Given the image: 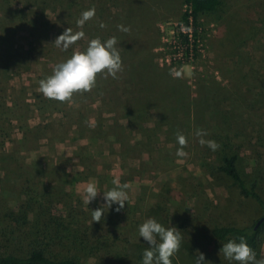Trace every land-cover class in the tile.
I'll return each mask as SVG.
<instances>
[{"label":"rangeland","instance_id":"obj_1","mask_svg":"<svg viewBox=\"0 0 264 264\" xmlns=\"http://www.w3.org/2000/svg\"><path fill=\"white\" fill-rule=\"evenodd\" d=\"M230 1L229 14L222 21L214 14L202 16L204 30L199 54L192 58L183 55L172 62L168 61L172 51L167 43L176 36L173 26L184 11V0H72L70 5L61 6L52 0H7L0 5V17L10 21L6 29H1L7 39L0 48L10 45L28 52L13 58L5 72L0 67L1 195L17 207L20 204L17 191L22 184L42 194L48 193L52 186L66 193L51 206L47 194L33 197L34 201L26 205L32 231L39 227L42 209L67 220L71 219L73 209V220L86 229L90 241L88 247L77 252L82 264H141L142 252L148 245L138 237V225L154 217L162 224L177 227L181 233V245L172 264H194L198 248L192 251L193 244L185 241L194 231L197 234L193 238H199L201 230L213 223L243 225L238 219L241 212L251 215L250 224L261 215L251 199L239 194L231 179L206 169L204 160L199 158L203 145L195 133L197 129L212 131L216 123L211 118L205 116V120L196 122L195 129L180 122L173 130L158 120L162 117L158 108L150 106L144 116L149 125L124 130L115 124L125 123L124 113L112 106L108 93H99L104 87L99 83L101 73L96 74L89 91H75L71 98L46 104L45 109H42L45 96L39 90V81L50 75L58 62L75 50L83 51L89 39L106 40L114 28L118 30L117 25H125L132 37L127 42L130 53L124 52L121 58L138 57L157 66L164 75L165 89L172 94L170 99L189 104L192 113L198 112L199 106H207L209 116L210 110L218 108L222 112L237 111L244 118L249 110L238 102L233 105L221 89H233L235 84L243 90L247 88V84L242 85L243 73L251 67L259 69L261 74L256 76L262 75L264 79V0ZM92 7L95 15L82 27L85 36L67 50L57 47L56 36L67 27L81 30L76 20L83 10ZM117 11L118 18L112 25L107 23L110 28L100 27L102 20H107L110 13L115 16ZM140 19L144 23V36L135 35ZM226 36L233 47H239L237 53L251 55L250 62L241 55L236 59L229 56ZM123 44L126 43L118 41V49ZM129 63L134 64L126 60L118 73H123L126 67L133 71L135 68ZM110 78L109 75L102 79L110 81ZM127 93L122 91L120 98L124 100ZM114 106L122 110L125 105ZM258 106L261 104L251 106L255 116L248 123L242 119L245 126L240 134L242 141L252 132V122L264 123V108ZM241 124L237 127L241 128ZM118 129L122 132L118 133ZM178 134H183L187 141L182 146L184 156L177 155L181 147ZM258 150L263 152L259 161L252 158V150H243L249 166L258 163L264 166V150ZM21 167L27 172L19 174ZM90 174H94L100 190L114 187L116 180L129 186L124 207L119 212L109 208L100 222L92 221L91 209L104 203L102 192L88 207L82 201V181ZM256 257L264 259V239Z\"/></svg>","mask_w":264,"mask_h":264},{"label":"trees","instance_id":"obj_2","mask_svg":"<svg viewBox=\"0 0 264 264\" xmlns=\"http://www.w3.org/2000/svg\"><path fill=\"white\" fill-rule=\"evenodd\" d=\"M52 1L56 2L57 5L59 4V6L70 5L72 2V0ZM2 3H7V0H0V5ZM184 5V11L177 20V28L179 29L182 25L189 31L185 33L179 31L176 35V44L184 55L196 57L200 52L199 43L203 37L204 23L202 16L214 14L219 21H222L229 14L231 1L184 0ZM118 15H120L119 11H117L115 16L110 13L107 20H102L104 26L107 29L110 28L107 23H111L112 25V21L116 20L118 18L116 16ZM139 21V30L135 35L139 33L138 36H144L143 19ZM8 22H10L8 19L0 17V45H3L7 39L5 31L1 29H6ZM29 23L31 26L34 24L31 19ZM113 30L114 32L110 37L115 36L117 42L122 41L126 43L118 49L120 56H122L124 52H129L130 50L127 42L131 39L132 35L130 34L132 32H123L119 29L120 32H118L117 28ZM224 39L229 42L226 50L230 49V57L232 56V58L236 59L241 55L243 59H247V62L251 61V57L248 58L251 56L249 53H246V55L243 52L242 54L237 53L239 47H233L229 36L224 37ZM168 46L171 47L172 44L169 43L168 45L167 43ZM171 51L173 52L174 49ZM25 53L28 52L24 51L23 48L15 49L10 45L3 50L0 48V67L2 71L5 72V69L10 65L13 58H20ZM125 59L134 62V64L129 63L130 67L134 66L135 69L133 71H129L126 67L124 72L118 73L115 78L110 76V81L102 79L109 76L104 72L101 73L102 77L99 81V83L104 85L99 93L102 91L108 93L111 97L109 100L114 105L116 103L125 105L122 110L121 107L112 105L117 111H122L125 117V123L117 124L116 121V126H120L124 130L144 129L148 124L144 116L150 106L158 108L160 115H162L161 120H158L166 123L167 128H174L173 130L176 129V125L180 122L182 126L185 123L191 124L195 129L196 122L205 120V116L211 118L216 123V127L212 131L205 132V136L216 141L218 147L212 150L204 144L199 158L204 160L206 169L220 172L225 177L231 179L232 183L238 187L239 194L251 199L261 212V215L252 224L249 223L252 218L251 215L241 212L238 215V219L244 222L243 225L213 223L210 227H205L204 230H201L202 233L199 234V238H193L197 234L194 231L191 237L185 239L187 244H193L191 250L195 251L198 248L196 256L199 255V252L204 253V264H238V262H230L225 259L223 253L219 252V248L228 239L245 236L247 243L257 254L264 239V219L255 228L257 220L264 217V166L259 163L257 166H249V161L246 160L247 155L243 154V150L250 149L253 151L252 158L258 161L262 159L263 152L258 149L264 150V123L261 121H251L253 124L250 125L252 132L246 137L245 141H242L240 134L243 127L245 129V126L241 124L243 122L242 119L246 122L255 116L251 106L254 107L257 104H261L258 107L264 108V79L260 77L262 75L256 76L259 75L260 70L251 67L243 73L242 85L247 84V88L245 89H250L248 91L243 90V87L237 84H235V87L232 82L230 83L235 88L226 91H223L226 88L221 89V93H223L225 98L229 97L232 99L231 103L233 105L236 102L240 106L244 105L250 112L248 116L243 118L240 117L242 115L237 111L222 112L218 108L214 109V111L210 110L211 115L209 116L205 110L207 106H199L198 112L192 113L193 108L189 104L183 105L170 99L172 94L168 91L167 87L165 89L164 75L157 66L142 62V59L138 57H125ZM125 59L121 58L122 65L126 62ZM19 62L26 63L23 61ZM249 76L251 78L247 79ZM122 91H128V96L124 100L120 98ZM44 99L42 109L46 108V104L52 105L58 101L47 97ZM102 99L106 101L105 98ZM239 122L242 126L241 128L237 127ZM97 124L99 126L102 125L100 121ZM121 132L122 130L118 129V133ZM113 134L117 137L119 135L116 132H113ZM18 171L20 172L19 174L27 172L23 167L19 168ZM17 192L20 203L17 207L10 204L8 202L9 198L1 195L2 193L0 192V264H82L77 257V252L79 248L88 247L90 241L86 235V229L80 228L75 223V220H73V209L70 211V220L55 214H48L46 209H42V212L39 214V227L35 232L32 231L31 222L27 218V206L34 201L33 197L40 198L46 196L44 194H47L51 206L54 202H59V197L66 195V193L52 186L48 190V193L44 191L42 194L41 191L39 193L35 190L31 191L29 187L23 184ZM26 195L28 196L27 201L22 199ZM18 208L21 209L19 210ZM164 225L168 226L166 223ZM97 242L100 245L101 239L97 240ZM98 245L97 247H99Z\"/></svg>","mask_w":264,"mask_h":264},{"label":"clouds","instance_id":"obj_3","mask_svg":"<svg viewBox=\"0 0 264 264\" xmlns=\"http://www.w3.org/2000/svg\"><path fill=\"white\" fill-rule=\"evenodd\" d=\"M94 15V7L83 10L76 20V25L81 30L73 31L69 27L65 28L54 39L56 46L67 50L78 39L83 38L85 33L82 31V27ZM100 27H104L103 22H101ZM117 27L123 32L129 30L125 25H117ZM121 70L122 61L117 47V38L112 36L102 41L99 37H95L88 40L83 51L75 50L68 58L58 62L52 73L39 81V90L47 98L65 101L71 98L75 91H89L95 84L97 73L106 72L107 75L115 78ZM195 134L200 137V144H206L212 150L217 149L216 141L204 139L206 133L203 130L197 129ZM177 142L181 145L177 149V155H186L182 146L187 141L183 134L177 135ZM113 184L114 187L108 190H100L93 180L82 187V201L87 207L98 192L103 194L104 203L100 207L91 209L92 221H102L104 213L109 208L119 212L127 202L129 197L126 189L129 186L126 183L121 184L118 180L113 181ZM113 205H115L114 208ZM138 237H142L148 245L142 252L141 264H172V258L179 250L182 239L177 227L165 226L154 217H148L138 225ZM219 252H222L225 259L230 262L264 264V259H257L255 251L247 243L245 236L223 242ZM204 261V253L199 252V255L195 257L194 264H204Z\"/></svg>","mask_w":264,"mask_h":264},{"label":"built area","instance_id":"obj_4","mask_svg":"<svg viewBox=\"0 0 264 264\" xmlns=\"http://www.w3.org/2000/svg\"><path fill=\"white\" fill-rule=\"evenodd\" d=\"M177 25H178V23H175V25L173 26L174 33H175L176 35L178 34L179 31L184 32V33L187 32V31H189V30H186V28L183 27L182 25H181V27L178 29V28H177ZM176 37H177V36H173V39L169 42V43L172 44V46H171L170 49H171V50L174 49V51L171 52V54L169 55L170 58L168 57V61L171 60V62H172L173 60H175L177 57L182 58V56L184 55V54L182 53L181 49L179 48V46L176 44V41H177ZM177 49H179V50H177ZM176 50H177V51H176ZM188 57L192 58L191 55H188Z\"/></svg>","mask_w":264,"mask_h":264},{"label":"crops","instance_id":"obj_5","mask_svg":"<svg viewBox=\"0 0 264 264\" xmlns=\"http://www.w3.org/2000/svg\"><path fill=\"white\" fill-rule=\"evenodd\" d=\"M94 172V171H93ZM96 173V172H95ZM94 174H90V175H88V177L86 178V179H84L82 182H83V184H86L87 182H89V181H95L96 182V179L94 178V176H93Z\"/></svg>","mask_w":264,"mask_h":264},{"label":"water","instance_id":"obj_6","mask_svg":"<svg viewBox=\"0 0 264 264\" xmlns=\"http://www.w3.org/2000/svg\"><path fill=\"white\" fill-rule=\"evenodd\" d=\"M264 219V217H261L257 220L256 224H255V228L261 223V221Z\"/></svg>","mask_w":264,"mask_h":264}]
</instances>
